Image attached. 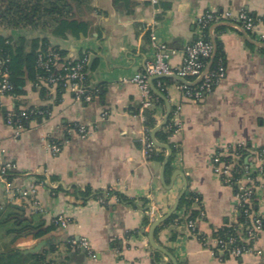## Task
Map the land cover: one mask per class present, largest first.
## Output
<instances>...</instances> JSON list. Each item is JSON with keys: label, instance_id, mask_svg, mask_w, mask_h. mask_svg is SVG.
<instances>
[{"label": "crops", "instance_id": "1", "mask_svg": "<svg viewBox=\"0 0 264 264\" xmlns=\"http://www.w3.org/2000/svg\"><path fill=\"white\" fill-rule=\"evenodd\" d=\"M28 1L32 7L38 3L42 7L34 14L35 23L7 30L16 38L59 44L66 59L87 55L88 81L101 92L92 101L81 102L69 91L45 85L48 92L42 95L41 87L27 80L22 95L0 96V153L3 161L15 164L13 187L19 192L38 179L54 182L38 185L34 196L20 194L10 200L6 183L0 181V264H173L163 252V256L155 255L157 249L149 240L152 224L169 213L185 191L200 199L194 207L202 206L206 216L199 219L198 227L212 237L237 206L234 189L214 174L215 155L226 154L229 146L240 142L252 151L264 147V45L230 23H213L208 34L223 52L226 77L197 102L180 91L179 77L168 76L170 81L163 87L158 85L162 78H151L156 95L148 109L154 111L153 129L146 125L145 111V120L140 115L142 90L131 79L155 56L152 31L158 42L173 50L167 62L178 67L186 47L200 36L197 19L201 15L247 11L261 20L264 0ZM61 19L84 22L85 34L54 37L52 29ZM259 27L264 31V23ZM168 104L171 111L182 104L181 129L170 138L175 155L169 172L165 162L173 153L170 144L156 137L171 149L156 146L162 160H150L143 144L144 136L152 138L154 129L164 122ZM22 107L44 109L47 114L31 121L19 139L5 114ZM77 125L90 127L91 135L82 138L76 129L68 130ZM48 138L64 142L59 154L48 147ZM262 183L257 201L264 217V178ZM88 188L91 196L84 199ZM108 191L121 193L127 201L111 198L108 205L100 203L98 196ZM35 198L41 201L43 212H32ZM152 209L156 211L153 217ZM184 209L175 212L183 216ZM17 211L38 227L36 232L17 234ZM58 214L67 217L69 225L52 230ZM176 230L179 234L173 239ZM41 231L45 233L38 235ZM73 236H86L96 259L72 249L67 240ZM154 241L170 251L178 264H264V231L252 243L251 253L224 259L190 237L185 226H164ZM259 249L262 255L256 254Z\"/></svg>", "mask_w": 264, "mask_h": 264}, {"label": "built area", "instance_id": "2", "mask_svg": "<svg viewBox=\"0 0 264 264\" xmlns=\"http://www.w3.org/2000/svg\"><path fill=\"white\" fill-rule=\"evenodd\" d=\"M151 1L157 3L158 0ZM216 22L230 23L235 28L243 29L247 35L258 42L264 43V31L259 27L260 23H264V19H257L247 11H226L223 13L207 11L197 19L200 36L186 47L182 64L178 67H172L167 59L173 50L166 44L158 42L155 33L152 31L150 37L156 50L155 56L145 62L143 72L131 79V82L138 85L142 90L143 99L140 115L144 120V111L150 109L153 104L154 94L150 86L151 78L175 76L184 79L185 81L178 83V88L186 98L197 102L211 93L214 87L226 77L224 56L216 57V45L208 34V29ZM88 61L87 55L76 59H66L56 46L50 45L45 51H40L37 57V66L43 71L39 75L40 84L38 85L56 89L61 87L63 90L72 93L77 101L90 102L100 94L101 88L91 85L88 81ZM9 62L8 57H0V96L12 95L15 88L11 81ZM158 85L160 87L165 86L161 80L158 81ZM181 112L182 104L177 105L171 111V127H175L173 135L181 129ZM46 114V110H27V108L22 107L6 111L5 118L7 124L14 129L15 138L20 139L27 129L23 119L28 122L31 115L44 117ZM34 119L31 118L29 123ZM68 127V130L76 129L82 138H88L92 132L90 127L83 125ZM143 144L144 151L149 157L156 148V144L147 135L144 136ZM47 145L55 155L64 148V142L58 139L48 138ZM227 150L226 154L218 152L215 155L212 168L218 179L235 191L237 199L235 213L221 227L230 230L225 235L210 237L200 231L197 220L189 219L184 225L190 237L198 239L204 247L220 259L251 253L253 251L252 243L264 231V217L258 210L257 201L258 191L263 187L264 147L252 151L245 142H240L235 146H229ZM13 169H15V164L11 161H3L0 153V181L6 183V192L10 200L20 196V194L22 197L34 196L38 185L54 184V182L46 179H38L29 189L18 192L8 179V175ZM111 198L121 202L120 197L111 191L99 196L98 200L100 203L108 205ZM194 204H200L198 197L194 198ZM31 206L32 212H43L39 199H33ZM200 210L201 217L206 216L202 206ZM155 214V209H152L151 216L153 217ZM52 221L62 228L69 225V219L63 214L56 215ZM67 243L72 249L83 251L89 257L96 259V252L86 236L70 237ZM255 252L262 255L263 251L259 249Z\"/></svg>", "mask_w": 264, "mask_h": 264}, {"label": "trees", "instance_id": "3", "mask_svg": "<svg viewBox=\"0 0 264 264\" xmlns=\"http://www.w3.org/2000/svg\"><path fill=\"white\" fill-rule=\"evenodd\" d=\"M39 1V0H35ZM8 5L6 7H3L0 9V57H8L10 59L9 62V69L11 74V81L14 84L15 88L13 91L14 96H20L25 92V84L26 81H32L37 87L39 86V75L43 73L41 69L37 66V57L40 51H45L48 46L52 45L50 40H43L41 41L40 38H32V37H26V36H20L16 38L12 32H10L9 28H16L20 27L22 24H25L26 22L35 23L34 20V12L41 11L42 7L40 3H38L39 6L32 7L30 12V9L25 5L21 4L18 0H7ZM32 4L31 1H28V5ZM35 9V10H34ZM87 29V25L84 22H81L79 20L75 19H61L58 21V23L55 25V27L52 29V34L54 37H65L67 33H72L76 37H80L82 34H85ZM56 46L62 55L66 54V51L61 48L59 44H54ZM220 55L223 56V52L218 46L216 57L218 58ZM164 83H168L170 80L167 77L162 78L161 80ZM40 91L43 94H47V89L45 87L40 86ZM58 92H62V88H57ZM153 93V92H152ZM154 94V93H153ZM154 97L156 95L154 94ZM158 102H162L160 98L157 100ZM27 110L32 109H39L44 110L36 107H25ZM173 110V109H172ZM146 113V125L153 129L155 127V119L153 117L154 111L147 110ZM40 116L35 117L34 115H31L29 120L37 119ZM171 118L172 115L170 113L167 123L163 127V129L159 130L157 132V138L164 142L169 143L173 153L170 155L169 161L166 164V171L169 172L171 170L172 161L175 155V147L173 143L170 142V138L172 137L175 127H171ZM26 123V126L29 125V120L27 122L26 119H23ZM150 137V135H149ZM247 154V152H246ZM150 160H154L156 158L163 159V155L158 156V154L153 150L149 157ZM242 162L244 160L242 159ZM11 171L8 175V179L11 180ZM113 194H117L118 197H120L121 202L127 201V198L122 195L119 192L111 191ZM103 194H100L99 196H102ZM84 199H87V197L91 196V190L88 188L83 194ZM98 196V197H99ZM197 197L195 194H190L189 196L183 195L177 211H180L181 209H184V215L180 216L177 212L173 213L170 218H168L165 222H163L162 225H159L154 232V235L156 236L158 232L167 225H175L176 227L184 226L185 223L189 219L197 220L199 223V219H202L201 217V210L194 207V198ZM11 207V206H10ZM17 222H18V229L17 234L18 235H26V234H32L33 232H36L38 227H35L31 220L27 217L25 218L24 212L17 211L15 216ZM21 222V223H20ZM56 227H59L57 224L53 223L52 230H54ZM230 229L228 228H219L214 232V235H225L228 233ZM45 231H41L37 233L38 235L44 234ZM179 234V231H175L173 239L177 237ZM119 245V244H118ZM116 244V246H118ZM119 247V246H118ZM155 255L157 257L163 256V253L160 251H155ZM169 264H172L171 262Z\"/></svg>", "mask_w": 264, "mask_h": 264}, {"label": "water", "instance_id": "4", "mask_svg": "<svg viewBox=\"0 0 264 264\" xmlns=\"http://www.w3.org/2000/svg\"><path fill=\"white\" fill-rule=\"evenodd\" d=\"M243 30V29H241ZM244 31V30H243ZM262 45H264V43H261ZM166 76H161V77H153V78H164ZM181 80V82L185 81L184 79L182 78H179ZM157 94L159 95H162L156 88L153 89ZM163 96V95H162ZM164 97V96H163ZM165 98V97H164ZM166 99V98H165ZM171 113V107L170 105L168 104V112H167V115H166V118L164 120V122L159 125L158 127H156L152 133V139L154 140L156 146H159V147H163V148H166L168 150L171 151L169 145L167 144H164V143H161L159 141H157L156 139V133L167 123V120H168V117ZM168 162V158L166 159V162L165 164ZM185 191L182 192V194L180 195L179 199L177 200L176 204L174 205L173 209L167 213L166 215L164 216H161V217H158V219L152 224V227L150 229V233H149V240H150V244L157 250L163 252L164 254H166L173 262V264H178V260L176 259V257L170 252L168 251L166 248L162 247V246H159L155 243L154 241V232H155V229L163 222H165L168 218L171 217V215L177 210L178 208V205H179V202L181 200V197L183 196Z\"/></svg>", "mask_w": 264, "mask_h": 264}, {"label": "rangeland", "instance_id": "5", "mask_svg": "<svg viewBox=\"0 0 264 264\" xmlns=\"http://www.w3.org/2000/svg\"><path fill=\"white\" fill-rule=\"evenodd\" d=\"M18 1H20L21 4H25L29 9L32 8V4H31V6H30V4L28 5V0H18ZM7 5H8L7 0H0V9L3 7H6ZM30 12H32V11L30 10ZM39 12L40 11H38L37 14ZM34 14H35V12H34ZM22 25H25V24H22Z\"/></svg>", "mask_w": 264, "mask_h": 264}]
</instances>
